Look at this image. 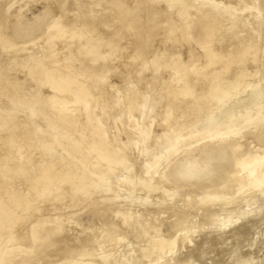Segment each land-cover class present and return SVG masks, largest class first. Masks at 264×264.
Here are the masks:
<instances>
[{
	"label": "rangeland",
	"instance_id": "374dc122",
	"mask_svg": "<svg viewBox=\"0 0 264 264\" xmlns=\"http://www.w3.org/2000/svg\"><path fill=\"white\" fill-rule=\"evenodd\" d=\"M10 1L8 5H5L7 19L5 21L0 19V25L5 23V25L10 28L5 29L1 33V39L4 42L9 39H12L11 41L22 40V37L16 39L19 31L18 28L20 26H29V24L34 22L35 17L42 18L43 12L46 9H48L49 12L48 18L56 17L60 13V9L56 7L52 0ZM135 1L138 3L137 6H134ZM201 1L205 4V11L213 10L215 7L220 10L216 15V20L224 31H229L227 23L230 16L234 20L243 21L244 25L246 27L250 26V28L252 19H258L264 24V0ZM122 2L125 7L132 10L133 13H136L141 19H147L149 24H157L167 13L166 4L161 0H154L152 2L147 0H122ZM147 4L157 6L164 11V14L161 15L158 20L153 19L150 13L146 14L144 11ZM66 9H68L65 18L66 21L75 20L76 23H79L83 17L92 18L95 19V21L97 18L103 17L100 13H97L99 10L97 7L92 9V16L90 15L89 8H83V6L79 7L75 16H73L70 5H67ZM190 10L191 9L185 13L186 15L183 19H179L173 14L172 17L175 24L178 26H185V36L182 37L176 33L177 35L174 36V42H168L163 45L160 29L155 33L148 32V30L145 29V32L150 35L149 38L151 39L149 50L150 52H157L160 49L161 51L166 50L169 53H179L185 62L190 60L191 63L196 64L197 67H203L206 62V57L200 45H202L206 39L204 33L198 29L193 10ZM39 22L40 24L42 22V26L37 33L44 30L43 20H38V23ZM183 22H185V24H183ZM105 33L111 34V30L105 29ZM254 33L255 35L253 37H260V34H256V30H254ZM136 39V36L126 34L123 43L129 47L120 51L117 54V59L107 67L110 70L118 69L121 73L120 78L111 75L109 80L111 84L123 86L121 92L117 93L114 90L110 91L105 89L106 96H98L99 92L94 86L95 78H91L88 80V86L93 97L97 96V100L94 101L90 98L86 100L90 106L88 112H93V114L98 117L108 137L110 146L114 149H118L120 156L126 157L127 164L123 171L120 170L118 173V170L115 169L108 170L106 163H99L98 161L95 163L96 168L92 166L83 168V164L80 162L81 159L86 157V159L92 160L93 155L87 157L83 151H78L76 153L77 158L70 160L71 158L58 147L56 140L64 142L69 138H75L87 131L85 125L86 113L82 105L71 107V110L65 113L67 116V123L55 120V115L53 113H46L45 117L49 122L44 117V120L40 123L42 131L50 135V142L47 140V143L52 148L51 151L53 155L48 158V155L44 156L41 154L37 146L33 147L31 150L32 156H30L28 160L29 164L25 166L26 171L29 173L27 178L20 172H15L18 165L16 162L12 165L7 162L1 165V169L8 170V172L4 178V188L6 190V196L4 195V197L6 200H4V197L0 200V210L2 209L4 211L0 218L3 224L0 228V256L5 255L6 251H8L7 253L9 254L12 251L8 256L10 260H12L11 264H57L64 256L61 249L67 244H74L76 247H79L85 240L91 239L94 235L97 238L103 237V233H106V235L109 234L110 237L113 235L124 237L131 236L135 238L139 244H142L145 238L136 237L134 232L126 230L121 223V218L117 217L114 213L116 209L115 204L110 205L111 203H119L122 201L121 198L127 197H131L133 200L137 201L138 214L142 219L138 224L144 226L155 225L154 230L147 231L149 232L147 235L148 237L155 235V232L168 235L171 233L170 231H176L175 222H177L180 217H186L187 222L189 221L188 223L193 226L191 228L193 232H189L187 235L192 236L196 248L198 247L201 249V252L199 249L196 250L199 252L195 253L198 256L194 254V260H196L193 264H219L224 262L223 259H225L227 252L222 251L215 240L220 233L227 232L230 226L229 223L220 226L218 223L216 224V222H218V220H223L227 212L238 210L239 215L244 217V215L248 214L252 209L259 207L258 212L254 214V219L260 220L262 218V222H264V205L262 203L264 200V174L258 179L255 185L251 184V180H246L248 183L245 181L237 182L236 184V182H230L229 180L233 177L232 174L236 173V171H232L231 167L227 166L230 170L226 167V169H218L220 173L211 175L213 171L215 172L214 168L211 166L213 162H211V165H206L207 167L203 165V160L206 159V153L212 147L221 149L220 158L224 155H229L235 148L238 158L242 156L255 157L263 155L264 143L261 144L256 139L258 136H261L263 132L255 136L251 133L252 124L249 126L245 125L240 127V130L238 129L239 135L231 137V146L227 144V146H222V144L228 141L226 140L224 142L223 137H217L215 139L206 138L210 131L215 130L218 126L217 124L206 129H199L200 124L211 114L216 118L214 120L215 122L221 124L227 123L228 125L232 123L230 117L228 118L229 112L237 113L242 111L244 114L247 113V115H243V118L246 116H250L251 118L262 116L264 118V38L260 39L248 53H241L239 49H235L234 51L226 52L224 58H216L214 64L210 68L198 73L197 79L199 82H197L194 88V97L185 99L178 97L177 100H175L172 95L166 93L167 87H176V85L170 84L172 74L169 72H162L160 76L161 83H153L147 89L145 80L143 79L137 80L131 87L125 86V84L129 82L128 75H132L133 73V65L128 61V56L133 53V45ZM117 41L118 39H114L115 43H117ZM73 49L76 48L74 47ZM219 49L220 47L217 44L213 45V50L215 52H218ZM223 49L226 50L227 46L225 45ZM100 51L105 53L107 50L101 47ZM240 59H244L245 61L243 70L246 73V77L242 81L237 82L234 80L230 83L232 86L230 91L221 97L222 100L217 107L212 108L209 99L201 98L203 89L208 87L209 80L214 76L233 80V74L236 71L234 61ZM83 60V57H77L75 67L80 70H93L88 61L81 64ZM123 65L126 67H123ZM102 67L103 65L100 62L97 63L94 67L95 76L102 70ZM24 69L25 68H23V70ZM4 76L10 77L13 81L24 79L23 73L21 71H16L14 68H7L3 73V77ZM149 78L150 75L147 74L145 79ZM194 78L195 76L190 74L188 80L192 82ZM36 81V86L40 88L38 92L39 97L51 95L47 87L40 86L39 82L41 81L38 80V78ZM258 84L260 85L259 99L261 100L257 101L255 104L249 103L250 97ZM2 85L6 88L7 93L11 92V85L9 83H4ZM136 87L139 91L135 90ZM129 89L130 92L133 90L136 91L138 95L142 94L137 100L141 104H145L150 99L149 96H144L145 91L155 93L150 101H160V104L155 105L145 118L142 117L139 111H135L132 115L135 124H141V122H143L144 126L150 129L152 134L149 142L152 147L145 157L137 156L136 150H132V141H136L138 137L137 131L133 130L134 128L129 119L128 108L132 105L124 94V92ZM18 94L19 91L13 94L11 100L17 99L19 96ZM117 98L121 101L118 105L115 103ZM3 102L5 103V111L24 110L9 103V98L7 97L4 98ZM200 107H202L201 110H199ZM0 127L3 128L0 132H7L8 130L11 132L14 130L13 132H16L15 128L7 124L3 114L0 115ZM232 129L233 128H231V130ZM54 130L56 132H54ZM194 130L198 131L195 132ZM42 131L39 130L36 132L33 138L43 140ZM172 133H180L184 139L182 144L191 145H183L181 149L174 152L173 149L176 147L174 146L175 144L167 143L164 140L159 141L158 138H160L162 134L171 135ZM203 138L204 140H201ZM89 141V138L85 140L86 143ZM72 145L70 148L75 150L77 143L74 142ZM129 146H132L131 151H129ZM23 153H27V150L24 149ZM153 154L161 155L162 159L159 165L150 170L149 174L155 172V179H153V181L159 183L167 193L152 192L143 197L139 195L136 197V195L131 196L128 188L120 190V187L119 190L121 192H117L118 199L114 200L115 194L113 192L103 191V188L107 186H121L122 178L126 177L128 174L134 176L141 173L144 165L151 162ZM16 158L17 155L14 154L11 156L10 160H15ZM44 160H48L49 162V168L47 169L54 168L52 170L60 172L63 166H70L71 162L72 164H76L80 169L85 170L86 175L82 177L78 174L74 180L63 182L58 190L52 188L45 200L41 201L40 199H36V195L44 187V184L37 186L33 190H29L30 188L26 181L28 179H34L41 173L42 169L40 166ZM183 163L186 164L184 165L186 167L184 172L187 173L183 175V177H178L174 174V171L180 169L178 166L181 164L183 165ZM117 165L114 166V168H120L119 164ZM196 169L198 174L194 172ZM108 171L112 173L107 174ZM200 171L203 172L200 173ZM192 172L196 175L200 173L198 178L199 184L196 183L198 184L196 188L194 187L196 175ZM115 175L117 176L115 177ZM207 178H212L214 180L209 181ZM216 178H220V181ZM79 180L84 181L81 187L78 186ZM8 195L9 198L7 197ZM19 196L29 197L31 199L27 209H23V205L19 206L13 203V199ZM10 198L11 200H9ZM3 200L7 202L5 203ZM19 212L20 214L18 216L21 220H18L15 226H9L10 221L7 219ZM215 216H219L216 222H214ZM211 217L214 220H211ZM263 224H261V226L257 225L258 228L256 227L246 234L245 237L239 239V241L242 240L243 242L238 241L239 244L243 246L242 249L244 250L248 248L246 246H248L249 243L252 244L253 246L251 249L255 255L254 261L257 260V262H261V264H264ZM218 227L220 230L214 232ZM132 230H135V226ZM183 233H185V231L176 232L179 237ZM252 233L253 235H251ZM9 239H12V241L9 242ZM180 248L182 247L180 246ZM190 250H192L191 247L187 246L179 250L180 255L177 254L176 256L178 263H185L188 256L187 253ZM82 262L83 264H101L100 259L89 256L84 257Z\"/></svg>",
	"mask_w": 264,
	"mask_h": 264
},
{
	"label": "bare ground",
	"instance_id": "6f19581e",
	"mask_svg": "<svg viewBox=\"0 0 264 264\" xmlns=\"http://www.w3.org/2000/svg\"><path fill=\"white\" fill-rule=\"evenodd\" d=\"M52 1L56 7L60 9V13L56 17L48 18L47 16L49 12L48 9H46L43 12L42 18L35 17L34 22L29 24V26H20L18 28L19 31L16 39L22 37V40L11 41L12 39H9L4 42L1 39V33L5 29L10 28L7 27L5 23L0 25V115L3 114L7 124L16 130L15 133L13 132L14 130L12 132L9 130L7 132H0V200L6 194L4 178L8 172V170L1 169L3 163L5 164L7 162L12 165L16 162L18 165L15 172L18 171L27 178L29 173L26 171L25 166L29 164L28 160L30 156H32L31 150L33 147L37 146L42 155H48V158L52 157V148L47 143L50 135L42 131L40 123L44 120L47 112L53 113L55 115V120L67 123L68 121L65 113L69 112L71 107L82 105L84 112L86 113L85 125L87 131L75 138H69L64 142L56 140L58 147L61 148L69 158H71L70 160L77 158L76 153L78 151H83L87 157L93 155L92 160L86 159V157L81 159L80 162L83 164V168H86L87 166L96 168L95 163L98 161L99 163H106L108 170L115 169L118 170V173L120 170H124L127 164L126 157L120 156L118 149H114L110 146L108 137L104 132L98 117L94 115L93 112H88L90 106L86 100L88 98L94 101L97 100V96L93 97L88 86V80L91 78H95L94 86L99 92L98 96H106L105 89L110 91L114 90L117 93L121 92L123 89V86L111 84L109 82L111 75L120 78L121 73L119 70H110L107 67L117 59V54L120 51L129 47L123 43L126 34H132L133 36H136L137 39L133 45V53L128 56V61L133 65V73L132 75H128L129 82L125 84V86L131 87L137 82V80L143 79L145 80L147 89L153 83H161L160 76L162 72H169L172 74L170 84H174L176 87H167L166 93L172 95L175 100H177L178 97L184 99L194 97V88L197 82H199L197 79L198 73L210 68L214 64L216 58H224L226 52H231L235 49H239L241 53H248L260 39L264 38V24L258 19L251 20L250 28V26L246 27L243 21L234 20L230 16L227 23L229 31H224L220 25H218L216 20V15L220 10L215 7L213 10L205 11V4L201 0H161L166 4L167 13L163 19L157 22V24H149L147 19H141L136 13H133L132 10L125 7L122 0ZM147 1L152 2L154 0ZM10 2V0H0V19L2 21L7 19L5 5H8ZM137 4V1H135L134 6H137ZM67 5L71 6L73 16H75L79 7L83 6V8H89L91 16L93 15L92 9L94 7L99 8L97 13H100L103 17L97 18L96 21L92 18L83 17L79 23H76L75 20L66 21V14L68 13V9H66ZM189 9H191L190 11L193 10L198 29L204 33L206 39L205 42L200 45L206 57V62L203 67H197V65L191 63L190 60L185 62L179 53H169L166 50L161 51L160 49L157 52H150L149 50L151 39L149 38L150 35L145 32V29L148 30V32L154 33L160 29L163 45L168 42H174L175 35L179 34L182 37L185 36V26L176 25L172 16L175 14L179 19H183L186 15L185 13L188 12ZM144 11L146 14L150 13L151 17L157 20L164 14V11L153 4H147ZM38 20H43L44 30L40 33L37 32L41 29L42 22L40 24V22L38 23ZM183 24H185V22H183ZM105 29L111 30V34L105 33ZM254 30H256V34H260V37H253L255 35ZM114 39H118L117 43L114 42ZM215 44L220 47L218 52L213 50V45ZM225 45L227 46L226 50L223 49ZM74 47L76 49H73ZM101 47L105 48L107 51L105 53L101 52ZM77 57H83L84 60L81 64L88 61L93 70L87 71L76 68L75 62L77 61ZM99 62L103 67L95 76L94 67ZM244 63V59L234 61L236 71L233 74V80L223 79V77L220 76H214L210 80L208 79L209 85L203 89L201 98L209 99L212 108L217 107L222 100L221 97L227 94L232 88L230 83L234 80L237 82L242 81L246 77V73L243 70ZM123 67L126 66L123 65ZM7 68H14L16 71H21L24 75V79L13 81L10 77H3V73ZM23 68L25 69L23 70ZM147 74L150 75L149 79H145ZM190 74L195 76L192 82L188 80ZM37 78L41 81L39 82L40 86L47 87L51 92V95L39 97L38 92L40 91V88L36 86ZM4 83H9L11 85V92L7 93L6 88L2 85ZM135 90L139 91L137 87ZM18 91L19 96L12 101V95ZM136 91L132 90L130 92L129 89L124 92L127 100H129L132 105L128 108L129 119L134 128L133 130L137 131L138 137L136 141H132L133 148L132 146H129V151H131V148L132 150L135 149L137 156L145 157L149 153V149L152 147L149 143L152 134L150 129L144 126L143 122H141V124H135L132 115L135 111H139L141 112L142 117L145 118L155 105L160 104V101H150L155 93L145 91L144 96H149L150 99L145 104H141L137 100L142 94L138 95ZM259 96L260 85L258 84L250 97L251 99L249 103L255 104L257 101H260L261 99H259ZM5 97L9 98V103L24 110L5 111V103L3 102ZM118 99L119 98L115 101L116 105L121 103ZM201 109L202 107H200L199 110ZM243 115H247V113L244 114L242 111L237 113L229 112L228 118L230 117L232 123L231 125H228L227 123L221 124L215 122L214 120L216 118L211 114L203 123H199V129H206L217 124V129L215 128L214 131H210L206 138L215 139L217 137H223L224 142L226 140L228 141L222 144V146L226 144L231 146L232 140L230 139L232 136L236 137L239 135V128L252 124L251 133L256 136L258 133L263 132V134L256 139L259 143H264V118L262 116L256 118L246 116L243 118ZM46 120L49 122L47 118ZM231 128L233 129L231 130ZM1 130H3V128L0 127V131ZM39 130L43 132V140L33 138L35 133ZM194 131L197 132L198 130ZM54 132L56 131L54 130ZM87 138H89L90 141L86 143L85 140ZM158 139L159 141L164 140L167 143L175 144L174 146L176 147L173 149L174 152L181 149L183 145H188L184 143L182 144L184 139L180 133H172L171 135L162 134ZM201 140H204V138ZM74 142L77 143V146L75 150H72L70 146ZM190 145L191 144L188 146ZM24 149L27 150V153H23ZM14 154L17 155V158L15 160H10L11 156ZM220 155L221 149L218 147H212L206 153V159L203 160V165H211V162H213L211 166L214 168L215 172L213 171L211 175L214 173H220L218 169H224L229 166L233 172L236 171L235 174H232L233 177H230V182H236L237 184V182L251 180V184L255 185L258 182V179L264 174V154L255 157L242 156L238 158L235 148L229 155H224L221 158ZM161 159V155L153 154L151 162L144 165L141 173L134 176L128 174L126 177L122 178L121 186H107L103 188V191L113 192L115 194L114 200L118 199L117 192H121L120 190L126 188L130 190L129 192L131 196L136 195V197H138L137 195L143 197L152 192L167 193L159 183L153 181V179H155V172L153 173L154 175L149 174L151 169L160 164ZM70 164L71 167L63 166L60 172H57L52 170L54 168L47 169L49 168L48 160L42 162L40 166L42 169L41 173H39L34 179H28L26 181L30 188L29 190H33L37 186L44 184V187L36 195V199L43 201L50 194L52 188L58 190L63 182L74 180L78 174L82 177L86 175L85 170L80 169L76 164H72L71 162ZM117 164L120 166L118 169H116L117 167L114 168ZM184 165L186 164L183 163V165H179L178 168L180 167V169L174 171V174L178 177H183V175L187 173L184 172L186 169ZM229 167L227 169H229ZM197 169L194 172L198 174ZM202 172L203 171H200V173ZM109 173L112 172L108 171L107 174ZM199 175H196V180H194L195 188L197 187L196 185L199 184ZM116 176L117 175H115V177ZM207 179H209V181L214 180L212 178ZM218 181H220V178ZM83 184V180L78 181V186L81 187ZM120 187L121 189L119 190ZM7 197L9 198V195ZM121 199L122 201L119 203L110 204H115L116 206V209L114 210L115 215L121 218V223L126 230L134 232L136 237L145 238L144 242L139 244V242L131 236L124 237L113 235L110 237L109 234L106 235V233H103V237L97 238L94 235L91 239L85 240V242L79 247H76L74 244H67L63 247L61 251L64 256L57 264H83V258L88 256L100 259L101 264H180L178 263L176 256L177 254L180 255L179 250L186 246L191 247L192 250L188 251V256L184 264L195 263L196 259L194 260V254L199 252L196 251L199 248H196L194 245V238L187 235L189 232H193L191 230L193 226L188 223L189 221L187 222L186 217L177 218L178 221L175 222L176 231L171 229L172 231H170L171 233L168 235H162L159 232H155V235L148 237L147 235L149 232L147 231L154 230L155 225H139L138 223H140L142 219L138 214L139 210L137 208V201L133 200L131 197ZM4 200H6L5 197ZM9 200H11V198ZM30 200L29 197L19 196L13 199V203L19 206L23 205L22 208L27 209ZM262 203L264 205V200ZM258 210L259 207L252 209V211L244 215V217L239 215L238 210H232L227 212L226 217L221 221L218 220V222H216V219L219 216H215V220L211 217V220H214V222H216V224L218 223L220 226L227 223H229L230 226V228L228 227L229 229L227 228V232L220 233L215 240L219 248H221L222 251L227 252L225 259H223L224 262L219 264H261V262H257V260L254 261L255 255L251 249L253 246L252 244L249 243V245L246 246L248 248L245 250L242 249L243 246L239 244V242L242 241H239L240 238L245 237V235L255 229L257 225L261 226V224L264 223L262 222V218L260 219L258 217L260 220H257L256 218L254 219V214L257 213ZM3 212L4 211L1 209L0 218ZM19 214L20 212L12 215L8 219L6 218L10 221L9 226H15L18 220H21L18 216ZM2 225V221H0V228ZM134 226L135 230H132ZM219 230L220 228L218 227L214 232ZM64 231L67 233L65 229ZM177 231H185V233L179 237L176 234ZM251 235H253V233ZM8 241L11 242L12 239H9ZM180 246L182 248H180ZM199 250L201 252V249ZM7 252L8 251H6L5 255L0 256V264H11L12 260H10L8 256L12 251L10 254Z\"/></svg>",
	"mask_w": 264,
	"mask_h": 264
}]
</instances>
